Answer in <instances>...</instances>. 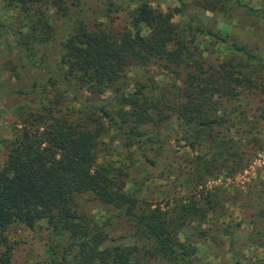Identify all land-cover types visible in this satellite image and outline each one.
Masks as SVG:
<instances>
[{
  "label": "trees",
  "instance_id": "obj_1",
  "mask_svg": "<svg viewBox=\"0 0 264 264\" xmlns=\"http://www.w3.org/2000/svg\"><path fill=\"white\" fill-rule=\"evenodd\" d=\"M1 1L4 13L10 12L0 16L3 65L22 82L24 96L18 108L22 122L4 144L0 166V264H8L11 254L6 230L16 223L34 228L39 222L54 237L56 244L47 251L53 262L60 258L58 264L69 254L65 264H195V247L181 239V231L223 206L226 190L221 183L208 188V181L220 178L230 161L237 172L248 165L245 152H237L233 138L222 131L233 126L234 103L243 93H264V57L199 21L188 19L178 29L172 18L182 9L164 12L151 4L166 0H108L98 12L85 7L84 0H71L78 8L72 19L67 0ZM198 3L209 11L246 7L234 0ZM132 4L130 27L87 24ZM48 5L63 22L60 31ZM196 33L224 47L227 57L206 65ZM154 65L178 68L181 85L161 89L150 74ZM132 67L143 75L131 76ZM106 87L114 94L102 98ZM173 132L196 153L193 168L186 172L185 166L180 173H195L204 188H189L179 199L167 193L166 198L185 202L171 208L149 203L128 177L132 168L142 169L136 154L157 166ZM171 168L163 166L177 171ZM256 180L264 198V179ZM83 194L118 211L129 223L132 244L105 245L107 231L78 203ZM257 213L263 220L264 206ZM63 236L67 242L58 248ZM257 243L264 248L260 239Z\"/></svg>",
  "mask_w": 264,
  "mask_h": 264
},
{
  "label": "rangeland",
  "instance_id": "obj_2",
  "mask_svg": "<svg viewBox=\"0 0 264 264\" xmlns=\"http://www.w3.org/2000/svg\"><path fill=\"white\" fill-rule=\"evenodd\" d=\"M197 1L202 2V0H166L151 4L164 12L173 11L174 8L182 9L183 13L177 11L172 18L175 24H179L178 29L188 19L199 21L216 31L236 37L241 42L254 47L258 55L264 57L263 0H234L246 7L233 4L226 9L217 8L212 11L201 9ZM67 2L70 5L68 17L72 19L77 16L78 8H73L75 6L72 5L71 0ZM84 3L85 7L98 12L108 4V0H84ZM115 3L117 4V1ZM134 7L132 4L124 10L106 12L107 14L91 19L87 24L100 29L130 27V13ZM249 7L254 11L247 10ZM46 8L52 24L60 31L63 27L62 20L57 17L55 9L49 5ZM8 13L10 14L9 11L4 13L0 0V16H7ZM142 32L145 33L146 29L143 28ZM195 37L194 42L199 44L206 65H217L227 57L226 49L215 43L213 39L197 33ZM9 40L14 42V36L9 35ZM5 58V52L0 49V85L1 92H4L0 101V109H3L0 113V166L5 159L4 144L14 136L15 128L22 122L20 115L18 116L20 114L18 108L19 101L24 96L22 82L13 77L3 65ZM177 71L178 68L168 69L158 65L150 67L152 80L161 89L181 85L183 77ZM129 73L131 76L143 75V70L132 67ZM262 73L264 74V68ZM113 94L114 88L106 87L101 97L105 98ZM231 123L233 126L229 131L222 132L226 137L233 138L237 152L244 151L249 162L244 171L237 172L238 170L234 171L236 165L230 161L228 168L231 170L223 168L220 178L216 181H208V188L221 183L226 190L225 197L221 201L223 208L211 212L204 220L192 222L181 231V239H187L195 247V264H234L232 251L237 253L239 264H264V248L257 243L259 239L264 242V219H260L257 213L258 208L264 206V198L259 192L263 185H259L256 180L264 179V93H243L234 103ZM177 128L180 127H174L175 130ZM181 138V134L177 132L171 134V141L166 140L163 145V160L157 166L144 162L136 154L142 169L136 170V167L131 169L128 184L133 189L139 190L151 204L160 203L163 207L173 208L176 204L185 203L178 200L186 196L185 190L204 188L197 184L195 173H180L185 166L186 172L189 166L193 168L196 158L195 151L186 146ZM153 153L150 151L147 154L152 157ZM159 157L160 155L157 156L158 159ZM243 158H246L245 155ZM169 163L172 170L177 168L176 172L163 169V166ZM247 185L250 187L248 188ZM167 193L178 199L166 198ZM78 203L81 209L99 223V229L107 231L109 238L105 245L132 244L129 223L118 215V211L92 200L88 194L79 196ZM5 234L11 245L8 264H58L60 261L57 257L56 262H53L47 251V247L50 244L55 245L56 242L43 222H39L34 228L16 223L11 225ZM59 240L58 248L67 242L64 236ZM230 241H232L231 245ZM2 250L4 247H0V251ZM70 259L71 254L66 255L61 264H65V261Z\"/></svg>",
  "mask_w": 264,
  "mask_h": 264
}]
</instances>
